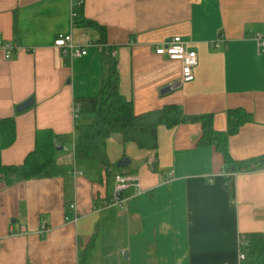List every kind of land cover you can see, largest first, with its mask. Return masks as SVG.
Masks as SVG:
<instances>
[{
	"label": "crops",
	"instance_id": "1",
	"mask_svg": "<svg viewBox=\"0 0 264 264\" xmlns=\"http://www.w3.org/2000/svg\"><path fill=\"white\" fill-rule=\"evenodd\" d=\"M76 1L0 0V39L17 47L12 61L0 63V120L15 125L1 164L22 165L36 131L49 130L62 147L55 163L63 170L0 179V264H78L91 240L88 264H237L239 240L264 233V167L226 170L214 146L199 144L201 125L187 121L158 127L155 149L112 135L105 146L111 170L98 176L74 165L82 121L72 108L80 111L78 99L99 92L103 60L94 45L104 37L116 52L119 93L136 115L174 106L183 119L209 116L211 129L225 133L228 111L241 109L250 121L228 137V154L236 162L264 157V50L255 42L264 38V0H82L84 18L100 32L72 26ZM66 35L85 56L54 47ZM173 37L197 55L191 82H180L178 62L154 53ZM123 158L129 166L118 170ZM119 174L139 181L120 194L126 211L103 208Z\"/></svg>",
	"mask_w": 264,
	"mask_h": 264
},
{
	"label": "trees",
	"instance_id": "2",
	"mask_svg": "<svg viewBox=\"0 0 264 264\" xmlns=\"http://www.w3.org/2000/svg\"><path fill=\"white\" fill-rule=\"evenodd\" d=\"M82 7L75 8L73 19L75 27H92L99 32L103 27L84 18ZM98 44H105L101 37ZM110 50V49H109ZM103 60V77L99 92L94 97L78 99L80 105L79 117L81 123L76 126L79 139L74 146V165L87 168L89 172L101 176L108 174L111 166L107 159L106 140L114 134H119L124 143H134L139 149H155L157 146V129L160 126L168 129L187 121L198 122L202 127L200 145L214 146L224 159L226 170L248 173L264 167V157L242 162L231 159L227 150V139L234 135L239 127L250 121V117L241 109L230 110L227 113L228 128L225 133L213 131L209 116L194 119H183L174 106L165 107L146 115H136L132 103L123 97L118 90L119 75L114 58L100 53ZM83 120H88L84 123ZM15 140V125L12 118L0 120V154L9 148ZM57 138L49 130H37L35 146L29 152L20 166H3L0 161V179L6 184L13 181H28L57 177L62 169L56 166L58 154ZM243 249L245 258L240 264H264V233L248 234L244 237ZM90 244L78 254V264H88L87 255Z\"/></svg>",
	"mask_w": 264,
	"mask_h": 264
},
{
	"label": "built area",
	"instance_id": "3",
	"mask_svg": "<svg viewBox=\"0 0 264 264\" xmlns=\"http://www.w3.org/2000/svg\"><path fill=\"white\" fill-rule=\"evenodd\" d=\"M83 5L82 0H77L73 4V10L71 13V20L73 24V19L75 18V8H80ZM74 27V24L72 25ZM255 42L257 46V51L261 52L264 50V38L260 35L255 37ZM95 48L99 53H104L110 58H115L116 52L109 50L106 44H95ZM54 47L64 54H68L70 58L81 57L86 55V50L80 46H76L73 43L71 35L59 36L54 42ZM17 47L7 41L0 39V63L10 62L13 59L14 52ZM155 55L163 57L169 61H176L180 64L181 68V83H188L193 81L194 75L193 70L197 66V55L194 51L188 48V43L183 41L180 37H173L167 42L161 43L154 48ZM170 88V87H169ZM79 106L74 105L72 108L73 120H77L79 117ZM151 165V163H149ZM74 176L81 175V173L75 168L72 171ZM234 175V174H231ZM114 192L112 197L103 203V208L109 206H118L121 210L126 211L124 201L120 199L121 192L131 188H139V181L136 175H123L119 174L115 176ZM74 206L70 205L69 209L73 210ZM12 233V232H11ZM26 230L22 227L20 228L19 234L23 235ZM245 246L244 238H241L238 242V261L240 264L244 258L243 249Z\"/></svg>",
	"mask_w": 264,
	"mask_h": 264
},
{
	"label": "water",
	"instance_id": "4",
	"mask_svg": "<svg viewBox=\"0 0 264 264\" xmlns=\"http://www.w3.org/2000/svg\"><path fill=\"white\" fill-rule=\"evenodd\" d=\"M31 105H32V100L30 99V100H28L27 102H25L24 104L18 106V107L16 108V111H17L18 113L23 112V111L27 110L28 108H30ZM57 150H58V151H61V150H62V147L59 146V147L57 148ZM129 162H130V161H129L127 158H123V159H121V160L116 164V168H117V169H124V168H127V167L129 166Z\"/></svg>",
	"mask_w": 264,
	"mask_h": 264
},
{
	"label": "rangeland",
	"instance_id": "5",
	"mask_svg": "<svg viewBox=\"0 0 264 264\" xmlns=\"http://www.w3.org/2000/svg\"><path fill=\"white\" fill-rule=\"evenodd\" d=\"M116 170H117V169H115V171H116ZM118 170H119V169H118ZM109 181L111 182V181H112V179H110Z\"/></svg>",
	"mask_w": 264,
	"mask_h": 264
}]
</instances>
